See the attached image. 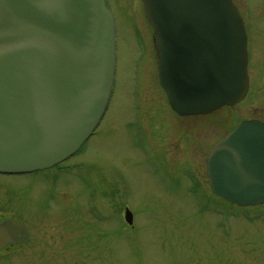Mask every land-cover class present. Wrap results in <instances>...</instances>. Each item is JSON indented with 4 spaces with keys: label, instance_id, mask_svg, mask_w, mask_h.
Segmentation results:
<instances>
[{
    "label": "rangeland",
    "instance_id": "374dc122",
    "mask_svg": "<svg viewBox=\"0 0 264 264\" xmlns=\"http://www.w3.org/2000/svg\"><path fill=\"white\" fill-rule=\"evenodd\" d=\"M234 2L250 92L197 121L168 102L142 0H106L117 44L107 111L59 168L0 175V217L16 216L32 232L0 264H264V203L240 206L203 185L212 143L239 118L264 117V0Z\"/></svg>",
    "mask_w": 264,
    "mask_h": 264
},
{
    "label": "water",
    "instance_id": "95a60500",
    "mask_svg": "<svg viewBox=\"0 0 264 264\" xmlns=\"http://www.w3.org/2000/svg\"><path fill=\"white\" fill-rule=\"evenodd\" d=\"M154 29L159 81L181 116L242 101L247 33L233 0H142ZM116 71V24L106 0H0V173L51 168L99 125ZM211 190L240 206L264 203V122H240L207 160ZM125 219L133 223L126 209ZM30 241L0 221V252Z\"/></svg>",
    "mask_w": 264,
    "mask_h": 264
},
{
    "label": "flooded vegetation",
    "instance_id": "af4514ba",
    "mask_svg": "<svg viewBox=\"0 0 264 264\" xmlns=\"http://www.w3.org/2000/svg\"><path fill=\"white\" fill-rule=\"evenodd\" d=\"M250 88H251V79H250ZM250 88H249V91H248V93H247V95H246V97L248 96V94H249V92H250ZM245 97V98H246ZM241 103V102H240ZM240 103H238V104H240ZM238 104H236V105H238ZM236 105H234V106H236ZM234 106H226L225 108H232V107H234ZM222 109V108H221ZM175 112V111H174ZM215 112V111H214ZM214 112H212V113H208V114H199V115H193V116H190L191 118H192V120H199V118H203V117H206V116H208V115H211V114H213ZM176 113V112H175ZM177 114V113H176ZM178 115V114H177ZM203 116V117H202ZM207 118V117H206ZM208 119V118H207ZM249 119H258V120H261V121H263L264 122V117L262 116L261 118H259V117H253V118H249ZM243 120H245L244 118H239V120H238V122L237 123H235V124H232L228 129H227V131H226V133L222 136V137H220L218 140H216V141H214L213 143H212V145H211V148H210V151H209V153H208V155L210 154V152L212 151V149H213V147H214V145L219 141V140H221L222 138H224L230 131H232L241 121H243ZM210 125H212V124H210ZM208 155H207V157H208ZM207 157H206V159H207ZM205 167H206V180L205 181H203V185H206L205 184V182L207 183V185H208V188H209V178H208V176H207V165H206V160H205ZM8 217H12V215H10V216H7V217H0V220H2L3 218H8ZM14 217V219L15 220H17V221H22V220H20V219H17V217L16 216H13ZM24 222V221H23ZM26 224V223H25ZM27 225V224H26ZM28 226V225H27ZM28 229H29V232H30V241H29V243L31 242V240H32V232H31V228L28 226ZM28 243V244H29ZM22 245H27V244H19V245H13V246H11V245H9L8 247H6L5 249H3L1 252H0V254L2 253V252H4V251H8V250H11L12 248H15V247H19V246H22Z\"/></svg>",
    "mask_w": 264,
    "mask_h": 264
}]
</instances>
